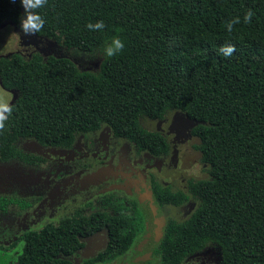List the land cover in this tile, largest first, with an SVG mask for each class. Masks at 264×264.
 <instances>
[{
    "label": "trees",
    "instance_id": "16d2710c",
    "mask_svg": "<svg viewBox=\"0 0 264 264\" xmlns=\"http://www.w3.org/2000/svg\"><path fill=\"white\" fill-rule=\"evenodd\" d=\"M20 6V0H0V24L18 25ZM249 9L254 15L245 23ZM38 13L45 24L36 36L98 50L103 58L89 74L36 52L28 59L0 57V86L17 93L3 117L0 162L42 163L18 149V139L69 150L76 135L101 126L136 154L161 157L166 139L138 119L161 120L178 110L193 123L190 134L208 179L186 183L197 201L187 218L162 222L152 251L158 264H181L208 243L218 246L220 264H264V0H47ZM237 17L241 22L229 33L225 24ZM99 21L103 30L87 29ZM114 37L125 48L109 58L103 50ZM225 45L235 47L229 57L219 52ZM149 192L160 209L188 198L153 179ZM12 201L0 198V214ZM97 203L88 214L73 209L0 249L21 242L14 264H73L69 257L82 240L104 230V248L82 264H109L126 254L144 222L133 200L108 194ZM9 258L4 254L0 264Z\"/></svg>",
    "mask_w": 264,
    "mask_h": 264
},
{
    "label": "rangeland",
    "instance_id": "374dc122",
    "mask_svg": "<svg viewBox=\"0 0 264 264\" xmlns=\"http://www.w3.org/2000/svg\"><path fill=\"white\" fill-rule=\"evenodd\" d=\"M20 7L22 19L24 9ZM20 22L0 24V57L16 53L28 59L36 52L42 57L67 59L79 72L97 73L103 58L98 50L82 52L63 46L61 41L26 36ZM16 95V91H6L0 86V101L8 106L13 104ZM138 124L166 139L169 147L166 155L136 154L128 141L112 138L106 126L94 133L76 135L69 150L42 147L32 139H18L15 146L40 158L42 163L27 166L16 160L0 162V198L13 200L0 214V245L7 247L26 231L38 230L47 223L55 224L73 209L83 208L88 214L99 208L100 197L113 194L135 201L144 226L126 254L110 264H158V257L152 251L160 237L162 222L166 218L180 222L196 208L197 201L187 194L186 183L207 180L208 167L200 162L195 149L197 139L190 134L193 123L182 112L168 110L161 120L140 117ZM150 179L161 187L186 194L187 200L178 207L158 208L149 192ZM82 242L83 248L69 257L73 264H81L104 248L105 231ZM15 251L14 257L20 252V244ZM220 259L218 246L208 243L181 264H220Z\"/></svg>",
    "mask_w": 264,
    "mask_h": 264
},
{
    "label": "clouds",
    "instance_id": "9594fccd",
    "mask_svg": "<svg viewBox=\"0 0 264 264\" xmlns=\"http://www.w3.org/2000/svg\"><path fill=\"white\" fill-rule=\"evenodd\" d=\"M12 2L15 3V0H12ZM20 2L22 8L24 9V15L20 22L21 31L26 36H31L39 33L43 29L45 21L38 13V10L45 7V5L47 4V0H20ZM253 15V11L249 9L244 16V22L250 23ZM240 22V19L237 17L228 21L225 24V27L227 31L231 33L233 31L234 25L239 24ZM86 27L90 31H98L103 30L105 25L103 21H99L96 23H88ZM124 48L125 45L121 41V39H119L118 37H114L111 40V43L104 48L103 52L107 57L113 58L120 54L124 50ZM219 52L223 56L229 57L235 52V47L232 45H225L219 49ZM10 111V107L6 103L0 101V130H3L4 128L3 114Z\"/></svg>",
    "mask_w": 264,
    "mask_h": 264
},
{
    "label": "flooded vegetation",
    "instance_id": "af4514ba",
    "mask_svg": "<svg viewBox=\"0 0 264 264\" xmlns=\"http://www.w3.org/2000/svg\"><path fill=\"white\" fill-rule=\"evenodd\" d=\"M8 244H10V243H8ZM18 244H20V246H21V242H17L16 244H15V246L13 247V250L11 251V250H8L7 252H3L1 249H0V262H1V259H2V257L4 256V254L5 255H9L10 256V258L7 260V264H11L12 262H14L15 263V257H14V255L16 254V251H15V247H16V245H18ZM0 247H5V246H3V245H0ZM90 259V258H89ZM70 260V259H69ZM87 260V259H86ZM71 261V260H70ZM85 261V260H84ZM72 262V261H71ZM82 263H83V261H82ZM81 263V264H82ZM112 263V262H111ZM110 264V263H109Z\"/></svg>",
    "mask_w": 264,
    "mask_h": 264
},
{
    "label": "water",
    "instance_id": "95a60500",
    "mask_svg": "<svg viewBox=\"0 0 264 264\" xmlns=\"http://www.w3.org/2000/svg\"><path fill=\"white\" fill-rule=\"evenodd\" d=\"M145 195H146V194H145ZM146 198H148L147 195H146ZM151 202H152V201H151Z\"/></svg>",
    "mask_w": 264,
    "mask_h": 264
}]
</instances>
